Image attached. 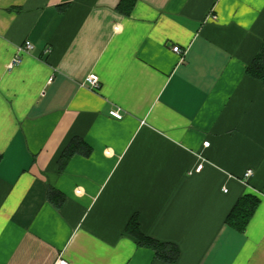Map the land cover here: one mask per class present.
Masks as SVG:
<instances>
[{
    "label": "crops",
    "instance_id": "1",
    "mask_svg": "<svg viewBox=\"0 0 264 264\" xmlns=\"http://www.w3.org/2000/svg\"><path fill=\"white\" fill-rule=\"evenodd\" d=\"M122 1L0 0V264H167L134 217L175 264H264V85L247 75L264 0ZM74 139L92 154L61 171ZM247 195L242 232L227 219Z\"/></svg>",
    "mask_w": 264,
    "mask_h": 264
},
{
    "label": "trees",
    "instance_id": "2",
    "mask_svg": "<svg viewBox=\"0 0 264 264\" xmlns=\"http://www.w3.org/2000/svg\"><path fill=\"white\" fill-rule=\"evenodd\" d=\"M133 0H123L119 6V10L125 15H130L133 9ZM247 75L261 82L264 85V41L261 50L247 67ZM92 149L80 139H74L63 152L59 167L63 171L65 166L75 155L90 156ZM0 154V164L2 162ZM48 200L57 208H60L65 197L55 189H49ZM259 199L252 195H247L241 198L228 216L227 222L235 226L239 231H245L249 220L254 215L259 206ZM128 233L133 236L141 246L150 248L155 253V258L167 263L175 264L180 258V250L177 245L172 243L161 242L145 236L141 231L137 219L134 217L128 225Z\"/></svg>",
    "mask_w": 264,
    "mask_h": 264
},
{
    "label": "built area",
    "instance_id": "3",
    "mask_svg": "<svg viewBox=\"0 0 264 264\" xmlns=\"http://www.w3.org/2000/svg\"><path fill=\"white\" fill-rule=\"evenodd\" d=\"M33 48V44L30 41H27L22 47L19 48V53H24L27 52L29 50H31ZM174 52L176 53H181V50L179 47H174L173 48ZM21 60L19 58H16L13 61V64H11V66L20 63ZM83 86L87 87L88 89L92 90V91H98L101 87V82L99 77L96 74H90L85 81L83 82ZM111 117L115 118V119H119L121 120L124 117V113L121 112L120 110H114L110 113ZM206 147H208L210 145L209 142H206L204 144ZM204 164L201 163L200 165H198V167L196 168V172H200L203 169ZM253 176V172L252 171H247L244 175L245 179H249ZM54 264H70V262L68 260H66L63 256L59 257L57 259V261Z\"/></svg>",
    "mask_w": 264,
    "mask_h": 264
}]
</instances>
